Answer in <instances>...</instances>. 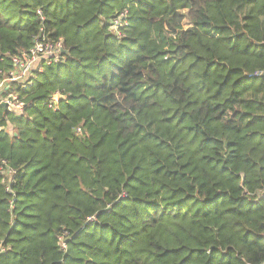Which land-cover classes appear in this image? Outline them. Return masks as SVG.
<instances>
[{"label":"trees","instance_id":"16d2710c","mask_svg":"<svg viewBox=\"0 0 264 264\" xmlns=\"http://www.w3.org/2000/svg\"><path fill=\"white\" fill-rule=\"evenodd\" d=\"M0 84V264H264V0H0Z\"/></svg>","mask_w":264,"mask_h":264},{"label":"built area","instance_id":"2783aa9c","mask_svg":"<svg viewBox=\"0 0 264 264\" xmlns=\"http://www.w3.org/2000/svg\"><path fill=\"white\" fill-rule=\"evenodd\" d=\"M60 50V44H51L48 42H37L35 47L30 50L29 54L25 57V60H20L18 58H14V65L16 66L15 70L10 73L12 80H20L22 76H25L26 74L30 73V67L32 64H34L39 59V55H42L43 57L47 58V63L57 62L59 59V55L56 53ZM2 84V82H1ZM0 84V85H1ZM11 100H4L3 103L8 104L9 106L11 104ZM15 102H12L14 104ZM15 106L21 109V104L15 103ZM11 107V106H10ZM14 109V108H13Z\"/></svg>","mask_w":264,"mask_h":264},{"label":"rangeland","instance_id":"374dc122","mask_svg":"<svg viewBox=\"0 0 264 264\" xmlns=\"http://www.w3.org/2000/svg\"><path fill=\"white\" fill-rule=\"evenodd\" d=\"M25 76H26V75H25ZM25 76H22V77L20 78V80L24 79V78H25ZM9 104H11L10 106H11L12 108H14V110H16V111H18V110H19V108H17V107L15 106V103H14V104H12V102H11V103H9Z\"/></svg>","mask_w":264,"mask_h":264},{"label":"water","instance_id":"95a60500","mask_svg":"<svg viewBox=\"0 0 264 264\" xmlns=\"http://www.w3.org/2000/svg\"><path fill=\"white\" fill-rule=\"evenodd\" d=\"M58 98H62V96H61V95H59V96H58Z\"/></svg>","mask_w":264,"mask_h":264}]
</instances>
